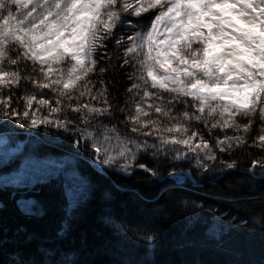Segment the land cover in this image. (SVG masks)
<instances>
[{
	"label": "trees",
	"instance_id": "trees-1",
	"mask_svg": "<svg viewBox=\"0 0 264 264\" xmlns=\"http://www.w3.org/2000/svg\"><path fill=\"white\" fill-rule=\"evenodd\" d=\"M131 19L140 23L126 34L142 35L151 22ZM133 71L129 67L127 72H105L103 85L98 75L90 77L94 93L107 88L114 109L111 117H99L90 125L80 123L79 114L70 111L67 116L75 123L69 131L44 125L29 128L21 126L26 121L0 116V134L7 133L10 143L0 151V264H60L67 253L76 264H264V167H253L255 161H264V150L251 146L264 121L253 118L248 133L219 127L210 131L211 122L205 127L203 122L186 121L212 146L215 160L179 146V152L170 150L173 146L137 151L129 144L134 160L106 164L104 154L93 147L103 141L104 126H115L121 139L158 143L129 131L127 117L140 99L128 92ZM12 92L13 106L19 109L25 95L40 98L30 82L22 81ZM43 92L55 103L53 92ZM186 107L194 111L176 103L172 115L182 119ZM41 112L47 115L46 108ZM246 119L237 117L241 123ZM78 128H87L92 139ZM225 135L244 136L247 143L221 152L215 144ZM110 151L118 154L115 139ZM124 163L129 164L127 172L120 167ZM230 163L235 166L228 168ZM22 201L33 202L30 212L23 210ZM69 201L78 204L74 211L68 210ZM149 236L152 244L147 243Z\"/></svg>",
	"mask_w": 264,
	"mask_h": 264
},
{
	"label": "snow or ice",
	"instance_id": "snow-or-ice-1",
	"mask_svg": "<svg viewBox=\"0 0 264 264\" xmlns=\"http://www.w3.org/2000/svg\"><path fill=\"white\" fill-rule=\"evenodd\" d=\"M132 17L151 20L150 29L142 35L126 34L140 23ZM65 61L67 67H60ZM129 67L135 71L128 76L134 81L128 92L140 97L127 117L129 131L158 143L121 139L115 126H104L103 141L93 144L97 154H104V163L134 160L129 144L137 151L173 146L170 150L179 152V146L215 160L203 134L185 122H203L205 127L211 122L210 131L219 127L248 133L253 118L264 121V0H0V116L5 120L69 131L75 123L69 111L79 114L77 120L84 125L111 117L107 88L94 93L90 77L98 75L103 85L105 72H127ZM22 81L38 89L40 98L25 95L19 109L13 106L12 89ZM44 89L55 94V103L52 97L44 98ZM86 96L90 99L82 102ZM94 100L101 101L100 106ZM176 103L194 111L186 107L178 119L172 115ZM77 131L93 137L87 128ZM112 139L119 147L117 155L110 151ZM245 143L244 136L225 135L215 147L225 152ZM251 146L264 150V125ZM257 165L264 167V161H255L253 167ZM120 167L127 172L129 164ZM31 203L22 201L21 207L30 212ZM67 207L71 212L78 204L69 201ZM153 239L147 237V243ZM70 256L65 254L60 264H76Z\"/></svg>",
	"mask_w": 264,
	"mask_h": 264
},
{
	"label": "rangeland",
	"instance_id": "rangeland-1",
	"mask_svg": "<svg viewBox=\"0 0 264 264\" xmlns=\"http://www.w3.org/2000/svg\"><path fill=\"white\" fill-rule=\"evenodd\" d=\"M151 22H150V24H151ZM150 24H149V27H148L147 31L150 29ZM193 47L196 48V47H199V45H193ZM8 140H9V138H8V134L7 133H1L0 134V151L3 148H5V147L7 149L9 148V144L10 143H9ZM95 165H97L98 167H101V165H100V163L98 161L95 162ZM173 176L180 178L181 174L180 173H175V174H173Z\"/></svg>",
	"mask_w": 264,
	"mask_h": 264
}]
</instances>
